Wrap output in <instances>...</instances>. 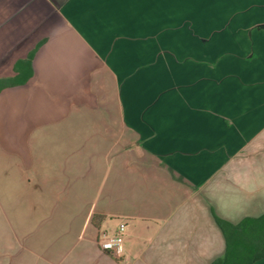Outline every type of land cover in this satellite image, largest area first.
<instances>
[{
    "label": "crops",
    "instance_id": "obj_1",
    "mask_svg": "<svg viewBox=\"0 0 264 264\" xmlns=\"http://www.w3.org/2000/svg\"><path fill=\"white\" fill-rule=\"evenodd\" d=\"M157 36L140 0H0V264H212L217 219L264 215L251 158L206 147L199 98L134 93ZM121 223L123 254L102 250Z\"/></svg>",
    "mask_w": 264,
    "mask_h": 264
},
{
    "label": "rangeland",
    "instance_id": "obj_2",
    "mask_svg": "<svg viewBox=\"0 0 264 264\" xmlns=\"http://www.w3.org/2000/svg\"><path fill=\"white\" fill-rule=\"evenodd\" d=\"M140 1L141 18H156L158 36L124 73L134 93L199 98L206 147L251 158L264 190V0ZM187 30L203 38L199 54Z\"/></svg>",
    "mask_w": 264,
    "mask_h": 264
},
{
    "label": "trees",
    "instance_id": "obj_3",
    "mask_svg": "<svg viewBox=\"0 0 264 264\" xmlns=\"http://www.w3.org/2000/svg\"><path fill=\"white\" fill-rule=\"evenodd\" d=\"M227 239L225 255L212 264H255L264 259V215L238 225L217 219Z\"/></svg>",
    "mask_w": 264,
    "mask_h": 264
},
{
    "label": "built area",
    "instance_id": "obj_4",
    "mask_svg": "<svg viewBox=\"0 0 264 264\" xmlns=\"http://www.w3.org/2000/svg\"><path fill=\"white\" fill-rule=\"evenodd\" d=\"M125 236L126 225L121 223L115 234L109 235L103 233L102 238L99 240V245L101 249L106 252H113L122 255L124 251Z\"/></svg>",
    "mask_w": 264,
    "mask_h": 264
}]
</instances>
